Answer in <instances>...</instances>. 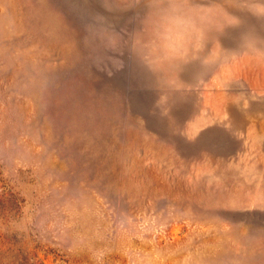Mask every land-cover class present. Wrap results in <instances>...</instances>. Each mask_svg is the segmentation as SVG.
Here are the masks:
<instances>
[{
  "label": "rangeland",
  "instance_id": "obj_1",
  "mask_svg": "<svg viewBox=\"0 0 264 264\" xmlns=\"http://www.w3.org/2000/svg\"><path fill=\"white\" fill-rule=\"evenodd\" d=\"M158 10L0 0V264H264V0Z\"/></svg>",
  "mask_w": 264,
  "mask_h": 264
},
{
  "label": "clouds",
  "instance_id": "obj_2",
  "mask_svg": "<svg viewBox=\"0 0 264 264\" xmlns=\"http://www.w3.org/2000/svg\"><path fill=\"white\" fill-rule=\"evenodd\" d=\"M157 3L162 22L174 21L177 18L181 20L175 29L173 46L167 50V54L171 55L177 51L190 54L198 51L197 41L202 32L203 21L199 17L184 14L187 0H157Z\"/></svg>",
  "mask_w": 264,
  "mask_h": 264
}]
</instances>
